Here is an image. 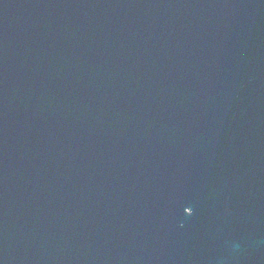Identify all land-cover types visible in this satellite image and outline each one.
Returning <instances> with one entry per match:
<instances>
[{
    "label": "water",
    "instance_id": "95a60500",
    "mask_svg": "<svg viewBox=\"0 0 264 264\" xmlns=\"http://www.w3.org/2000/svg\"><path fill=\"white\" fill-rule=\"evenodd\" d=\"M0 264H264V0H0Z\"/></svg>",
    "mask_w": 264,
    "mask_h": 264
}]
</instances>
